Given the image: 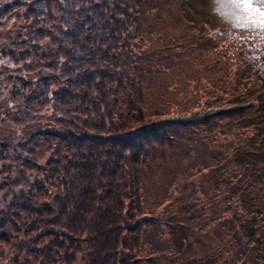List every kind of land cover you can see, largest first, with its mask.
<instances>
[{
  "label": "trees",
  "instance_id": "16d2710c",
  "mask_svg": "<svg viewBox=\"0 0 264 264\" xmlns=\"http://www.w3.org/2000/svg\"><path fill=\"white\" fill-rule=\"evenodd\" d=\"M189 1L0 0V198L18 233L0 234L4 261L264 264V30L214 26ZM184 64L179 100L154 97ZM187 185L200 255L171 205Z\"/></svg>",
  "mask_w": 264,
  "mask_h": 264
},
{
  "label": "rangeland",
  "instance_id": "374dc122",
  "mask_svg": "<svg viewBox=\"0 0 264 264\" xmlns=\"http://www.w3.org/2000/svg\"><path fill=\"white\" fill-rule=\"evenodd\" d=\"M232 2H233V0H202V1L190 0L189 5L192 7V9L194 8V11H196L197 14L201 13L204 16V18H207L212 23V25H214V26L217 25L218 27H224V26L234 25L237 27H242V26L236 25L233 18L229 15V13L232 11V9L225 7L226 5L232 4ZM186 14L189 17L193 16V14L188 9H187ZM201 14H198V16H202ZM207 14H209V16H206ZM197 19H199V18H197ZM10 29H11L10 23H8L6 25L1 24V26H0V43L5 41V39L7 37V31ZM3 63H5L4 60H3ZM16 66L20 68L22 66V63H18V64H16ZM194 69L197 70L199 75H202L204 77H211L212 76L211 73L203 70L202 67H200V66L195 65ZM190 70H191V68L188 65L184 64L183 67H181L180 72L177 68H173L164 74H160L156 78V80H153L151 82L153 87H151L150 90H151L153 96L154 97H160L163 102L174 103V102L178 101L179 100L178 99L179 98L178 90L187 88L184 85H179L180 83L178 80L180 77L184 76L186 73H189ZM178 72H179V77L175 81H173L170 85V88L167 89L168 95L165 98H162L161 96H159L161 94V88L160 87L162 86V84L170 83ZM212 72H215V71L212 70ZM56 88H57L56 86L53 87V89H56ZM138 90H140L142 93H144L146 91V88L139 87ZM2 92L3 91L0 90V101H1V103L3 101L2 98L5 96V93L3 94ZM117 108H119L118 105H117ZM122 109L124 111H127L123 105H122ZM206 111L210 112L209 108L204 109L203 105H202L201 112H198L197 114H204ZM202 112H204V113H202ZM143 116H144V120L147 122L148 121H150V122L151 121H167V122H169V121H177L178 119H183V118L190 119V117H193L194 115L172 113V114H166V115L147 116V114L144 113ZM2 131L3 132L7 131V122L5 120H3L2 118H0V135L2 134ZM42 160H44V158ZM167 162L168 161H166V163ZM161 166H163V165H161ZM159 174H160V172L152 171V173H151L152 181L151 182L156 181L161 176V175L158 176ZM195 183L198 184L197 182H195ZM155 185L157 187H154V190H152L151 192L155 193L156 191L158 192L159 190H160L159 193L162 192V187L159 184H155ZM179 186H180V184H179ZM183 188H184V190L182 191L181 196L177 197V198H173L171 205H174L175 208H178L177 206H179V214H176V218L178 219L180 217V219L182 221H187L188 225H189L191 222L188 221V218L190 217L192 210L194 208H196V207H192V205L190 203H188L189 202L188 200L190 199V195L194 191V187L192 185H187L186 187L184 186ZM5 192L6 191H4L3 189L0 190V194H5ZM180 206H184V208L188 207L189 209H188V211L180 210ZM180 211H182V212H180ZM11 226L13 228L12 224H11ZM189 227L191 230V231L189 230L190 233H189V237H188V239L190 241V245L185 247L186 248L185 250H189V252H188L189 255H194L195 253H196V255H200L201 252H203L207 248L205 246L207 245V242H209V237L206 236V234L201 233L200 231H197V229H196L197 233H195V231L192 230V227L190 225H189ZM199 235L201 236L200 239H198ZM8 239H9V237H8ZM244 242H245V240L242 238L241 244H244ZM2 245H3V247L7 246L5 243ZM254 250H260V249L254 248ZM4 251H6V250H4ZM0 264H12V263H11L10 259H7L4 261V259L0 255Z\"/></svg>",
  "mask_w": 264,
  "mask_h": 264
},
{
  "label": "clouds",
  "instance_id": "9594fccd",
  "mask_svg": "<svg viewBox=\"0 0 264 264\" xmlns=\"http://www.w3.org/2000/svg\"><path fill=\"white\" fill-rule=\"evenodd\" d=\"M225 7L232 9V11L229 13V15L233 18L236 25L239 23L240 25H243V27H246V28H248V27L259 28L258 27L259 21L261 19H264V17H261L254 10H245L242 12L241 10L234 7L232 4L226 5ZM237 15L241 17L239 22H237V20L235 18Z\"/></svg>",
  "mask_w": 264,
  "mask_h": 264
},
{
  "label": "snow or ice",
  "instance_id": "6c2138e0",
  "mask_svg": "<svg viewBox=\"0 0 264 264\" xmlns=\"http://www.w3.org/2000/svg\"><path fill=\"white\" fill-rule=\"evenodd\" d=\"M232 5L234 7H236L237 9L241 10L242 12L245 11V10H254L261 17H264V7H255L253 5V0H233ZM235 18H236L237 22H239V20L241 19V17L238 16V15ZM237 25L243 27V25H240L239 23ZM258 27L261 30H264V19H261L259 21Z\"/></svg>",
  "mask_w": 264,
  "mask_h": 264
},
{
  "label": "flooded vegetation",
  "instance_id": "af4514ba",
  "mask_svg": "<svg viewBox=\"0 0 264 264\" xmlns=\"http://www.w3.org/2000/svg\"><path fill=\"white\" fill-rule=\"evenodd\" d=\"M5 206H6V205H5ZM3 224H4V223H2V226H3ZM5 227H6V226H5ZM1 229H2V228H1V224H0V230H1Z\"/></svg>",
  "mask_w": 264,
  "mask_h": 264
}]
</instances>
